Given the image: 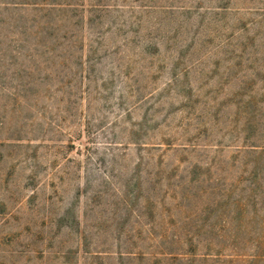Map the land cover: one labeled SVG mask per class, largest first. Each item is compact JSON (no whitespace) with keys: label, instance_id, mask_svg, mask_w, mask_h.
<instances>
[{"label":"rangeland","instance_id":"374dc122","mask_svg":"<svg viewBox=\"0 0 264 264\" xmlns=\"http://www.w3.org/2000/svg\"><path fill=\"white\" fill-rule=\"evenodd\" d=\"M0 264H264V0H0Z\"/></svg>","mask_w":264,"mask_h":264}]
</instances>
